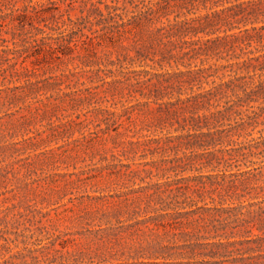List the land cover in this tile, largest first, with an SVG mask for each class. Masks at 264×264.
Listing matches in <instances>:
<instances>
[{
  "label": "rangeland",
  "instance_id": "374dc122",
  "mask_svg": "<svg viewBox=\"0 0 264 264\" xmlns=\"http://www.w3.org/2000/svg\"><path fill=\"white\" fill-rule=\"evenodd\" d=\"M116 1L120 6L124 0L10 1L13 8L29 3L41 10L39 14L30 12L24 29L33 32L31 24L43 28L37 38L47 46L34 53L40 58V67L28 77L30 83H25L27 77L19 74L22 70L15 73L13 68L0 64V216L5 235L11 240L0 262L6 258L7 264L22 259L30 264H72L75 252L92 253L95 248H104L106 244L93 231L105 226V216L114 208L127 207L128 198L134 194L124 192L158 180L156 175L140 179L145 175L142 169L150 167L143 163L161 154L153 150L154 144L143 141L168 135V129H161L158 121L161 112L156 88L171 83L173 78L165 72L185 70L181 62H187V57L180 59V41L176 36H166L167 30L157 31L158 22L136 27L114 42L106 38L89 40L98 26L80 18L95 9L105 13V4ZM155 1H159L156 8L165 6L162 11L167 15L161 19L164 22L184 14L223 17L234 10L251 20L247 25L235 23L227 31L238 35L234 44L226 45H232L228 51L222 49L217 55L209 51L212 57L208 63H239L219 67L202 79L200 89L213 81L251 74L253 66L264 76V13H253L263 7V2L239 0L244 2L220 10L233 4V0L217 5L200 0H152ZM69 18L79 24H70ZM223 29L221 26L217 34H224ZM12 32L1 33L9 40L3 44L9 47H13ZM246 34L251 43L244 47L240 40ZM64 36L70 39V47ZM232 39L227 37V41ZM139 48L153 60L139 59ZM165 54H172L171 59L158 61ZM33 58L25 62L29 68ZM197 62L193 60L190 67ZM259 66H263L261 70ZM214 67L207 74L214 72ZM260 136L264 137V125L259 123L250 135L238 141ZM238 168L247 167L220 165L214 170L203 167L201 172H232ZM152 170L157 172L154 166ZM87 228L93 230L89 232Z\"/></svg>",
  "mask_w": 264,
  "mask_h": 264
},
{
  "label": "trees",
  "instance_id": "16d2710c",
  "mask_svg": "<svg viewBox=\"0 0 264 264\" xmlns=\"http://www.w3.org/2000/svg\"><path fill=\"white\" fill-rule=\"evenodd\" d=\"M10 1L0 0V64L13 68L15 73L22 70L19 74L27 77L25 83H30L28 77L40 67V58L34 53L47 45L37 38L38 33L44 32L43 28L31 24L32 32L24 29V23L30 12L39 14L41 10L29 3L22 8H13ZM200 1L212 5L232 2ZM233 2L220 10L231 9L244 1ZM259 2L264 3V0ZM158 4L159 1L152 0H124L119 6L116 1L105 4V13L95 9L80 18L98 26L94 35L88 36L89 40L106 38L110 42L136 27L158 22L157 31L167 30L166 36H176L180 41V59L187 57V62H181L185 70L165 72L169 74L168 78H173L171 83L156 88L161 112L158 121L161 129H168V135L152 136L143 141L154 144L153 150H159L161 154L158 159L143 163L150 167L142 169L145 175L140 179L156 175L158 180L124 192L134 194L128 198L127 207L114 208L105 216V226L93 231L105 247L95 248L92 253L75 252L72 264H264V137L238 141L239 137L250 135L259 123L264 125V120H260V117L264 119V76L253 66L251 74L213 81L204 89L199 85L219 67L239 63H208L212 57L209 51L216 55L222 49L228 51L232 45L227 48L226 45L234 44L238 35L227 31L233 29L235 23L247 25V21L252 22L239 10L225 13L223 17L184 14L180 18L176 15L164 22L161 19L167 15L162 11L165 6L156 8ZM253 13L256 16L263 14L264 5ZM91 15L93 18H89ZM7 17L9 19L5 20ZM69 23L79 24L70 18ZM221 26L224 34L219 35L216 31ZM7 30H13V47L3 44L9 41L1 36ZM228 36L234 39L227 41ZM62 38L70 47V39ZM250 39L246 34L240 43L249 46ZM30 56H34L30 61L31 68L25 64ZM137 57L153 60L143 48L137 50ZM171 57L172 54H165L158 61L168 62ZM196 59L198 64L190 67ZM213 65H216L214 72L207 74ZM145 72L149 73L148 70ZM124 165L129 168L128 164ZM220 165H245L247 168L232 172H201L203 167L214 170ZM153 166L157 172H153ZM3 225L0 216V257H4L11 242ZM86 230L91 232L93 229ZM28 251L32 250L28 248ZM0 264H7V259ZM13 264L30 263L22 259Z\"/></svg>",
  "mask_w": 264,
  "mask_h": 264
}]
</instances>
